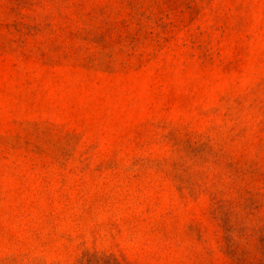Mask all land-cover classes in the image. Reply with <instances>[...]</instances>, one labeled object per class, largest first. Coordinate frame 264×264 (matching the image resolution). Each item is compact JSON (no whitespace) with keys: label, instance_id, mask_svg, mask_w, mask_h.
<instances>
[{"label":"rangeland","instance_id":"1","mask_svg":"<svg viewBox=\"0 0 264 264\" xmlns=\"http://www.w3.org/2000/svg\"><path fill=\"white\" fill-rule=\"evenodd\" d=\"M0 264H264V0H0Z\"/></svg>","mask_w":264,"mask_h":264}]
</instances>
